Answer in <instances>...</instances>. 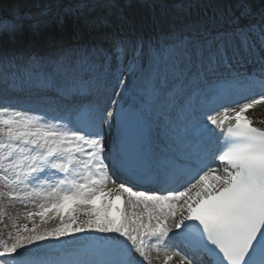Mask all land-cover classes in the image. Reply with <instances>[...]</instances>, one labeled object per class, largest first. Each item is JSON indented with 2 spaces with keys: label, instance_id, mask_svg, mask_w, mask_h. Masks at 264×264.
Instances as JSON below:
<instances>
[{
  "label": "snow or ice",
  "instance_id": "1",
  "mask_svg": "<svg viewBox=\"0 0 264 264\" xmlns=\"http://www.w3.org/2000/svg\"><path fill=\"white\" fill-rule=\"evenodd\" d=\"M225 7L155 40L105 30L122 20L116 0L0 17V197L42 200L27 235L0 244V264H152L153 250L164 264H264V128L246 115L264 104V0ZM81 20L96 29L88 42L47 39ZM22 101L64 114L29 115ZM145 182L161 194L133 190Z\"/></svg>",
  "mask_w": 264,
  "mask_h": 264
},
{
  "label": "rangeland",
  "instance_id": "2",
  "mask_svg": "<svg viewBox=\"0 0 264 264\" xmlns=\"http://www.w3.org/2000/svg\"><path fill=\"white\" fill-rule=\"evenodd\" d=\"M172 2L173 0H169ZM55 0H0V17H8L11 15L12 11L14 9H19L21 12H27V13H38L42 11L43 6L45 4L54 3ZM63 2H67V0H63ZM117 4L119 5V13L122 16V20L117 19L116 16H110L109 20L111 23L110 29L115 30L116 23L119 21L123 22H129L133 28H134V22L132 18L130 17L129 11L131 10H141L145 16L146 21L147 17L148 20H152L157 27L161 29H166L168 25H170V22L174 23L172 17L175 14V6L173 4H161L159 0H116ZM224 3V0H220L219 2L217 0H182L181 1V13H183L185 16H188L191 12V17H199L200 15H203L204 10H206L207 6L215 7V8H221ZM194 9L196 10L197 14H195ZM103 10H98L93 15H103ZM216 14H219L218 11H216ZM52 28V33L48 31L49 28ZM55 27H59L56 24H52L47 29V39L49 38H55L58 39L55 36L56 29ZM61 27H59L60 29ZM71 29V37L74 40L79 39V41L84 40H90L91 37L96 33V29L90 27L88 24H85L83 20L70 24ZM106 28L105 30L107 31ZM58 32V31H57ZM158 37V35H156ZM43 45H40L37 47L38 49H42ZM53 123V122H52ZM7 191V189H5ZM1 198V197H0ZM4 201L5 198H9L7 196L3 197ZM2 200V199H1ZM0 200V201H1ZM1 209V208H0ZM2 218H0V230H5V227L2 226ZM4 224V223H3ZM0 244H4L0 242ZM8 245H11L10 243H7ZM57 243L50 242L52 245ZM35 247V245L31 246Z\"/></svg>",
  "mask_w": 264,
  "mask_h": 264
},
{
  "label": "bare ground",
  "instance_id": "3",
  "mask_svg": "<svg viewBox=\"0 0 264 264\" xmlns=\"http://www.w3.org/2000/svg\"><path fill=\"white\" fill-rule=\"evenodd\" d=\"M218 2L220 0H217ZM130 17L132 18L134 22V28L132 29L131 26L127 23L126 28L132 31L133 36H139V37H148L153 36L156 32V28L152 25V22L148 20L147 21L145 14L141 10H131L129 11ZM56 29V27H55ZM50 33H52V28L50 27L48 29ZM56 31V30H55ZM64 33L66 35H71V29L70 24H66L64 27ZM63 34V33H62ZM254 118L257 122L264 121V104H259L254 107ZM254 120V119H253ZM60 124V123H59ZM59 126V125H57ZM217 131H219L217 129ZM54 178H49L48 183H54ZM38 190H43L47 187V184H38L35 186ZM5 190V189H4ZM32 187L29 186L28 188H25L24 191H31ZM2 199V200H1ZM0 218H2V226L5 227V230H0V242L2 243H14L15 237L17 233H21L23 235H27V233H23L22 229L25 225H27L29 228L33 227L32 220L27 218V213L32 211H38L39 210V204L42 203V200L40 198L34 197L31 200H12L10 198H0ZM137 209H139L141 212L137 213ZM135 211L138 215H144L145 222L147 220V216L145 214L144 207L139 205L137 208L133 209L132 207L128 209L129 215ZM33 219L36 221L37 224L40 222V218L33 217ZM87 217L83 214H80V221L86 220ZM41 228H54V224L52 225V220H50L46 225H41ZM1 229V228H0ZM90 233H85L84 235L88 236ZM11 236V238H9ZM72 239H75V237H69L68 240L72 241ZM50 242H58L61 243V241L56 240H49L44 242L45 244H50ZM153 245H156L155 242H151V247ZM156 245L155 247H157ZM173 249L171 246H169L168 251H172ZM19 251V250H18ZM152 252V251H151ZM150 252V256L152 257V264H164V252L160 254H152ZM142 259V258H137ZM179 258H174L173 260L169 261L168 264H178ZM144 264H147V262H144Z\"/></svg>",
  "mask_w": 264,
  "mask_h": 264
}]
</instances>
